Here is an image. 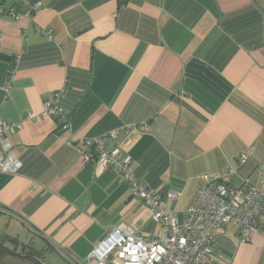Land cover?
<instances>
[{"label":"crops","instance_id":"0c3cea01","mask_svg":"<svg viewBox=\"0 0 264 264\" xmlns=\"http://www.w3.org/2000/svg\"><path fill=\"white\" fill-rule=\"evenodd\" d=\"M40 1L31 18L0 16L1 118L38 117L5 143L21 165L0 172V241L68 264L63 250L85 260L120 225L164 232L81 140L120 148L147 187L179 193L166 207L181 222L204 175L250 179L264 196V0ZM48 102L60 118L40 117ZM216 258L264 264V237L242 244L228 224Z\"/></svg>","mask_w":264,"mask_h":264},{"label":"built area","instance_id":"2783aa9c","mask_svg":"<svg viewBox=\"0 0 264 264\" xmlns=\"http://www.w3.org/2000/svg\"><path fill=\"white\" fill-rule=\"evenodd\" d=\"M20 6L27 11L22 14L18 6L1 3L0 16L10 15L20 20L31 18L44 8L40 0H21ZM3 37L4 33L0 31V44ZM62 113L61 107L48 102L40 117L60 118ZM37 118L35 114H28L19 123H6L0 114V172L14 174L19 170V159L5 143L9 135L21 130L23 122ZM111 135L116 138L117 132ZM78 147L94 149L95 153L85 155L86 159L95 158L102 166L116 171L129 186L132 197L141 200L149 208L152 220L163 225L164 232L149 239L120 225L108 231L85 260L63 250L68 264H109L111 259H119L124 264H208L217 260L216 240L228 224L238 228L242 244L251 243L257 234L264 237V196L261 187L250 179L234 186L218 176L204 175V184L181 222L166 207L167 201L177 199L179 193L171 190L155 191L147 187L134 176L132 158L124 155L120 148L109 150L101 139L81 140ZM249 156L248 151L241 157L242 166L246 165ZM235 171V168L231 169L230 174Z\"/></svg>","mask_w":264,"mask_h":264},{"label":"water","instance_id":"95a60500","mask_svg":"<svg viewBox=\"0 0 264 264\" xmlns=\"http://www.w3.org/2000/svg\"><path fill=\"white\" fill-rule=\"evenodd\" d=\"M92 150V149H90ZM0 264H45L40 257L19 252L0 241Z\"/></svg>","mask_w":264,"mask_h":264},{"label":"rangeland","instance_id":"374dc122","mask_svg":"<svg viewBox=\"0 0 264 264\" xmlns=\"http://www.w3.org/2000/svg\"><path fill=\"white\" fill-rule=\"evenodd\" d=\"M41 260L45 264H66L56 253L52 252L48 253L44 257H41Z\"/></svg>","mask_w":264,"mask_h":264},{"label":"trees","instance_id":"16d2710c","mask_svg":"<svg viewBox=\"0 0 264 264\" xmlns=\"http://www.w3.org/2000/svg\"><path fill=\"white\" fill-rule=\"evenodd\" d=\"M3 243H5L4 241H2Z\"/></svg>","mask_w":264,"mask_h":264}]
</instances>
